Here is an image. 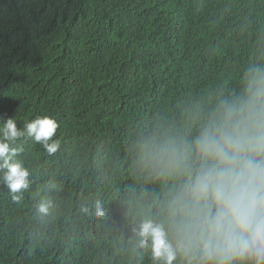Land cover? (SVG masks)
Listing matches in <instances>:
<instances>
[{
  "label": "trees",
  "instance_id": "1",
  "mask_svg": "<svg viewBox=\"0 0 264 264\" xmlns=\"http://www.w3.org/2000/svg\"><path fill=\"white\" fill-rule=\"evenodd\" d=\"M253 66L264 0H0V123L48 115L61 141L15 145L30 186L14 201L0 183V264H153L134 229L171 220L179 181L139 166V146L196 135Z\"/></svg>",
  "mask_w": 264,
  "mask_h": 264
},
{
  "label": "clouds",
  "instance_id": "2",
  "mask_svg": "<svg viewBox=\"0 0 264 264\" xmlns=\"http://www.w3.org/2000/svg\"><path fill=\"white\" fill-rule=\"evenodd\" d=\"M59 127L48 115L23 127L11 118L0 123V183L14 201L30 186L17 141L29 137L59 154ZM192 130L189 123L179 137L172 128L170 137L139 146V166L179 183L168 202L171 220L163 214L141 221L137 247L151 249L153 264H174L178 256L184 264H264V67L249 68L241 94L221 99L196 135ZM37 211L47 214L49 205L41 201ZM103 214L98 202L95 215Z\"/></svg>",
  "mask_w": 264,
  "mask_h": 264
}]
</instances>
